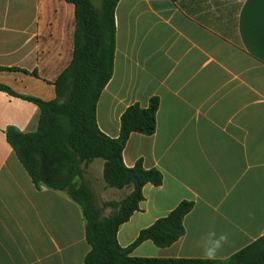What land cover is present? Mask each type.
I'll return each mask as SVG.
<instances>
[{
  "label": "crops",
  "instance_id": "0c3cea01",
  "mask_svg": "<svg viewBox=\"0 0 264 264\" xmlns=\"http://www.w3.org/2000/svg\"><path fill=\"white\" fill-rule=\"evenodd\" d=\"M71 0H0V84L19 95L56 98L54 83L74 54ZM36 73V75H35ZM159 98L157 129L132 133L123 160L158 169L143 201L118 232L121 247L194 203L185 234L167 248L152 241L138 258L209 259L210 233L228 240L213 260H226L264 236V0H120L115 10L113 75L97 104L99 129L120 135L134 104ZM39 107L0 91V264H85L91 250L81 206L66 193L37 187L7 131L33 133ZM105 162L87 172L107 200L131 189L106 186Z\"/></svg>",
  "mask_w": 264,
  "mask_h": 264
},
{
  "label": "trees",
  "instance_id": "16d2710c",
  "mask_svg": "<svg viewBox=\"0 0 264 264\" xmlns=\"http://www.w3.org/2000/svg\"><path fill=\"white\" fill-rule=\"evenodd\" d=\"M96 1L99 6L95 5ZM119 1L71 0L76 16L74 54L69 67L54 83V100L22 96L0 84V91L33 102L40 109L37 131L21 133L9 128V143L37 187L64 191L45 175L40 159L42 155L48 158L59 153L60 157L73 162L78 173L82 166L102 159L105 162L103 179L106 186L131 189L122 201L105 204L114 212L103 218H99L97 211L85 208L76 197L68 195L81 206L86 220V238L91 250L85 264H264V236L226 260L131 256L133 250L145 241H152L160 248L170 247L179 241L185 234L184 218L194 208L190 201H182L169 215L142 230L129 247L120 246L119 229L139 211L144 199L143 188L147 184L161 186L163 175L158 169H145L142 160L133 167L126 166L123 160V151L132 133L155 134L159 98L153 97L147 108L139 104L128 107L121 116L118 138L104 134L97 123V104L113 75L115 10ZM3 70L15 69L0 67V71Z\"/></svg>",
  "mask_w": 264,
  "mask_h": 264
},
{
  "label": "rangeland",
  "instance_id": "374dc122",
  "mask_svg": "<svg viewBox=\"0 0 264 264\" xmlns=\"http://www.w3.org/2000/svg\"><path fill=\"white\" fill-rule=\"evenodd\" d=\"M99 6V2H95ZM42 168L45 175L49 177L53 183L64 188V193L79 199L85 208L91 211H97L99 218L110 216L114 211L113 208L107 206L109 202H120L121 200H107L101 184L97 183L95 178L87 172V167H81L78 173L72 161L67 160L53 154V156H40ZM78 173V174H77ZM127 196V195H126Z\"/></svg>",
  "mask_w": 264,
  "mask_h": 264
},
{
  "label": "clouds",
  "instance_id": "9594fccd",
  "mask_svg": "<svg viewBox=\"0 0 264 264\" xmlns=\"http://www.w3.org/2000/svg\"><path fill=\"white\" fill-rule=\"evenodd\" d=\"M227 240V234L217 236L214 232L210 233L209 239L204 245V255L209 259H215L224 244L227 243Z\"/></svg>",
  "mask_w": 264,
  "mask_h": 264
}]
</instances>
